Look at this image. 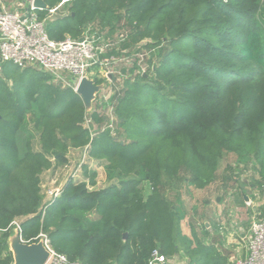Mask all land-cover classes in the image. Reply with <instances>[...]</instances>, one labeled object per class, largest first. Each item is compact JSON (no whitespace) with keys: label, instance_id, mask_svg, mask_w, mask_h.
Returning <instances> with one entry per match:
<instances>
[{"label":"trees","instance_id":"1","mask_svg":"<svg viewBox=\"0 0 264 264\" xmlns=\"http://www.w3.org/2000/svg\"><path fill=\"white\" fill-rule=\"evenodd\" d=\"M44 1L49 10L62 2ZM37 13L44 18L47 10ZM69 13L48 24L52 39L80 38L87 20L109 38L126 36L121 51L130 55L170 50L153 52L146 77H130L119 90L117 127L126 142L102 134L92 144L109 187L91 191L70 181L45 210L40 178L67 167L71 153L89 143L85 105L74 91L42 83L45 75L34 73L25 85L22 74L15 90L0 84V230L24 217L26 242L46 234L54 251L82 264H148L156 248L173 257L179 249L163 195L168 181L186 171L188 183L204 189L225 153L246 166L255 162L264 179V90L256 107L247 102L240 109L235 98L264 72V0H77ZM139 69L135 60L131 74ZM87 178L95 187L96 174ZM3 237L0 264H13ZM194 237L190 254L199 263L224 264Z\"/></svg>","mask_w":264,"mask_h":264},{"label":"built area","instance_id":"2","mask_svg":"<svg viewBox=\"0 0 264 264\" xmlns=\"http://www.w3.org/2000/svg\"><path fill=\"white\" fill-rule=\"evenodd\" d=\"M33 1L24 0L19 3L18 0H0V70L4 64L8 63L19 68H32L47 74L59 88L70 89L75 93L84 78L93 80L95 74L92 70H97L100 76L97 78L105 80L106 84V87L99 93L92 112H86L84 128L89 134V143L79 150L80 157L71 174L69 172L72 162L67 167L56 171V175L60 173L65 175V184L46 191L47 201L42 204L45 210L55 199L62 196L66 183L70 181L85 182L92 191L89 178L83 180V174H81L86 167L92 170V164L96 165L95 171L100 167L91 155L92 144L99 135L106 132H110L113 138L118 139L116 138L118 121L114 115L119 90L124 88L122 80L126 76L122 69H118L122 59L118 60L111 53L117 51L130 55V52L121 51L126 36L118 35L109 38L106 32L101 31L86 32L78 39L72 37H65L63 40L52 39L47 31L48 22L52 19L68 17L70 7L77 0H62L57 7L49 10L48 17L45 18H41L37 13L40 9L33 6ZM140 51L135 55H130L134 61L137 60L140 68L135 76L145 74V67L141 63L146 62L148 56L151 60L153 53ZM111 75L116 78L115 82L109 78ZM94 116L99 117L101 121H97ZM101 168L104 169L103 166ZM14 230L19 231L23 243L30 244L31 241L44 240L51 255L47 264H82L72 262L66 255L54 251L46 234H40L38 238L26 242L22 235V222L18 220L11 222L7 229L0 230V237L8 234V242ZM247 249V256L232 264H264V217H259L253 222ZM168 262V258L159 248H156L152 251L148 264H168Z\"/></svg>","mask_w":264,"mask_h":264},{"label":"rangeland","instance_id":"3","mask_svg":"<svg viewBox=\"0 0 264 264\" xmlns=\"http://www.w3.org/2000/svg\"><path fill=\"white\" fill-rule=\"evenodd\" d=\"M18 1L19 3L24 2V0ZM69 7L70 6H68V8ZM48 13L49 11L47 10L45 17H48ZM52 21L54 20H50L48 24ZM82 27L83 33H94L102 29L98 25V23H90L87 20H83ZM169 50L170 47H166V45H163L160 50H153L152 52L162 51V54L164 56L167 52H169ZM111 55H115L118 60L122 59L121 63L118 66V69H122L123 73L126 76L122 80V83L130 77H135L134 74H131V69L133 68L134 64V58L130 57V55H125V53L122 52L118 53L117 51L111 53ZM136 58L137 56L135 57V59ZM159 60L160 59L155 56L154 65H158ZM149 62L150 57L148 56L146 62L143 61L141 63V65L145 67V71H147V68L150 65ZM14 68L16 67H14L13 64L8 63L4 64L0 70V84L9 87L10 90H15V82H21V77H23L22 74H25L26 77V83H23L25 85H28L27 83L31 82V78L29 76L33 75L34 73L43 76L45 75L47 77V79L45 77L42 83L53 85L59 88L51 81L47 74H44L32 68H16L17 70L12 71ZM92 71L95 74V77H93L92 79L96 84H99L100 82L105 83V80L97 78V76H99L97 70ZM260 73V79H257L254 83L252 82L244 88L239 87L241 88V90L239 91L241 94L239 96H235V98L238 102L237 106L240 107V109L247 102H251L253 104V107H256L260 103V95L264 90V72L261 71ZM143 75L146 76L145 74ZM61 90H68L69 92L73 91L63 88ZM227 105L229 106V103H227ZM114 116H116V110ZM97 119L100 120L99 117H97ZM108 120H110V118H108ZM122 130L123 129H120L118 125L116 129V138L126 142ZM104 134H110V132H106ZM110 136L113 137L111 134ZM37 140L33 142V147L36 152L40 150V146L38 145ZM78 151L79 150H75V152L71 153L72 165H70V174L74 171L76 167L75 164H77L79 160L80 154H78ZM254 165H256V163L252 162V165L246 166L245 162L242 161L241 158H239V156H237L236 154L225 153L223 159L219 164L215 180L206 188L197 189L191 186L188 183L191 176L186 171H182L177 177H174L167 182L163 190V195L172 208L173 219L176 224L174 230V240L176 245L178 246L179 251H181L184 256L180 257L182 258L180 259L181 262H184L183 258L194 257L190 254V251L193 249L192 245H195V243L193 242L195 240L194 233H196V235L200 239H210V244L214 243L215 241L217 246L219 245L218 247L220 248L223 247L225 249L224 251H226L227 254L229 253L230 256H234V254H236L234 248H232V246L235 245L231 242L238 241L239 236L233 234L235 232L233 226L236 225L237 228L239 227V231L241 232L240 236H244L248 232H250L253 222L255 220H258L259 217L262 218L264 216V179L261 178L258 172V166L256 165L255 168ZM91 168L92 170L87 167L90 173H86L85 170L81 173L83 174V179L84 176L91 178L92 171L94 173L96 172V188H102L103 190L108 188L107 186L111 183V181L109 180L107 169L98 167L97 171H95V164H92ZM65 179V175H62V173L56 175V172L53 171L48 172L40 178L39 188L43 198V202L47 201V197L45 195L46 191L49 188L63 186L65 184ZM96 188L94 187V189ZM141 188L143 190V195H145V197L149 196V194L151 193L149 183L143 184ZM244 191L249 194V202L245 201L244 196L246 195L244 194ZM218 198L221 199L219 203L217 202ZM96 216L97 215L92 214V218H96ZM24 219V217H20L16 220H18V222H23ZM204 225H209L208 228L213 227V230H209L214 234H216L217 232L219 234L214 236L211 235V237H208L209 233L204 230ZM215 226L217 227V230L214 229ZM232 236H234V238ZM2 237L3 236H1V240ZM226 245L229 246L228 249L226 248Z\"/></svg>","mask_w":264,"mask_h":264},{"label":"water","instance_id":"4","mask_svg":"<svg viewBox=\"0 0 264 264\" xmlns=\"http://www.w3.org/2000/svg\"><path fill=\"white\" fill-rule=\"evenodd\" d=\"M33 6L40 10H49V6L44 0H34ZM146 77V76H145ZM109 78L115 82L116 78L114 76H109ZM106 87L105 83L96 84L95 81L84 78L76 91V94L81 97L87 113H91L93 110V105L101 92ZM245 201L249 202L250 198L244 196ZM220 198L217 199L219 203ZM209 227V225H207ZM128 234L124 235L126 240ZM8 246L10 252L13 256V264H47L50 259V252L45 246L44 240H40L37 243L28 244L21 241V235L18 230H14L8 240Z\"/></svg>","mask_w":264,"mask_h":264},{"label":"crops","instance_id":"5","mask_svg":"<svg viewBox=\"0 0 264 264\" xmlns=\"http://www.w3.org/2000/svg\"><path fill=\"white\" fill-rule=\"evenodd\" d=\"M57 7V6H56ZM57 19V18H56ZM55 19V20H56ZM62 19V18H61ZM85 33H83L82 34V36L84 35ZM81 36V37H82ZM66 37H70L69 35L68 36H66ZM79 152V151H78ZM79 154V153H78ZM95 174H96V176H97V173L95 172ZM98 184V183H97ZM110 185V184H109ZM109 185L107 186V187H109ZM97 186H95V188H96ZM101 190H103L102 188L100 189V188H96V189H94V187L92 188V191H101ZM105 190V189H104ZM264 217V216H263ZM216 227V226H215ZM214 227V229L215 230H217V227L215 228ZM213 230V227H210V228H206V231L209 233V235H208V237H211V235H218L219 233L217 232L216 234H214V233H212V231H210V230ZM233 229H234V231L236 232H234L233 234L234 235H238L239 236V238H238V241H236V242H231V243H234V245L235 246H232V248H234V251H235V253L236 254H234V256H230V254L228 253L227 254V252L226 251H224L225 249L222 247V248H220V247H218L217 246V244L215 243V241H214V243H212V244H210L209 243V240L210 239H207V238H201L202 240H203V244L205 245V246H207V247H211L212 249H213V254H216V255H213V257H221V259L220 260H222V261H224V264H232V263H234V262H236V261H238V260H241V259H244L246 256H247V253H248V249H247V243H248V240H249V237H250V232H248L246 235H244V236H240V234H241V232L239 231V227L237 228L236 227V225H234L233 226ZM211 233V234H210ZM221 233V232H220ZM232 235V234H231ZM233 238H234V236H232ZM4 238V237H3ZM194 247H195V245L193 244L192 245V248L194 249ZM228 247L229 246H227L226 245V248L228 249ZM192 249V250H193ZM183 256V254H182V252L181 251H179V253L178 254H176V255H174L173 257H170V258H168V260H169V262H168V264H208V263H205V262H203V263H199V260H200V258H199V256H194V257H187V258H183V261L184 262H181L180 261V259H182V258H180V257H182ZM184 257V256H183ZM185 260H186V263H185Z\"/></svg>","mask_w":264,"mask_h":264}]
</instances>
